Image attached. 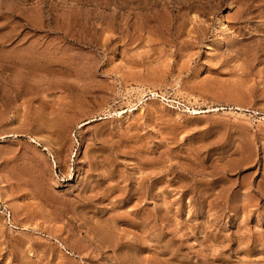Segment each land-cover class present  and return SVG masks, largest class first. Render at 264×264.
<instances>
[{
	"label": "rangeland",
	"instance_id": "1",
	"mask_svg": "<svg viewBox=\"0 0 264 264\" xmlns=\"http://www.w3.org/2000/svg\"><path fill=\"white\" fill-rule=\"evenodd\" d=\"M0 264H264V0H0Z\"/></svg>",
	"mask_w": 264,
	"mask_h": 264
},
{
	"label": "bare ground",
	"instance_id": "2",
	"mask_svg": "<svg viewBox=\"0 0 264 264\" xmlns=\"http://www.w3.org/2000/svg\"><path fill=\"white\" fill-rule=\"evenodd\" d=\"M195 113H197V112L195 111ZM34 141H35V140H34ZM34 141H33V142H34ZM35 142H36V141H35Z\"/></svg>",
	"mask_w": 264,
	"mask_h": 264
}]
</instances>
